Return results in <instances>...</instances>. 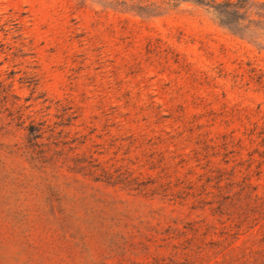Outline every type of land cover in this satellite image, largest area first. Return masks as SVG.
<instances>
[{
    "label": "rangeland",
    "instance_id": "374dc122",
    "mask_svg": "<svg viewBox=\"0 0 264 264\" xmlns=\"http://www.w3.org/2000/svg\"><path fill=\"white\" fill-rule=\"evenodd\" d=\"M105 5L0 0V264H261L264 51Z\"/></svg>",
    "mask_w": 264,
    "mask_h": 264
},
{
    "label": "trees",
    "instance_id": "16d2710c",
    "mask_svg": "<svg viewBox=\"0 0 264 264\" xmlns=\"http://www.w3.org/2000/svg\"><path fill=\"white\" fill-rule=\"evenodd\" d=\"M106 8L113 11L127 12L142 19L157 16L181 7L186 2L203 9L212 22L226 34L252 46L258 54L264 51V0H104ZM128 36L134 37L137 31L126 22L121 26ZM132 41V39H130ZM159 40L148 37L146 53H160ZM171 52L168 48L163 49ZM166 57V56H165ZM264 62V56L261 59ZM251 64V63H248ZM254 71L255 67H251ZM9 87L0 91V101L7 102ZM33 130V129H31ZM33 134L32 131H30ZM264 238V226L262 227ZM264 240V239H263ZM258 258L264 264V248L258 250Z\"/></svg>",
    "mask_w": 264,
    "mask_h": 264
}]
</instances>
